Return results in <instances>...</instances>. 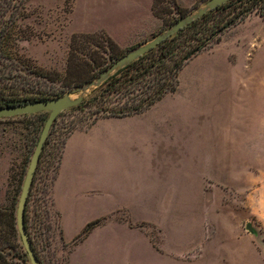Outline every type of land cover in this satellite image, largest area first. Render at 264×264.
I'll return each mask as SVG.
<instances>
[{
    "label": "crops",
    "instance_id": "crops-1",
    "mask_svg": "<svg viewBox=\"0 0 264 264\" xmlns=\"http://www.w3.org/2000/svg\"><path fill=\"white\" fill-rule=\"evenodd\" d=\"M149 11L129 41L153 29ZM251 20L264 16L189 59L175 89L143 111L98 117L66 136L51 185L62 238L96 221L70 247L69 264H264V83L246 93L239 67L262 39L252 29V41L239 40Z\"/></svg>",
    "mask_w": 264,
    "mask_h": 264
},
{
    "label": "rangeland",
    "instance_id": "rangeland-1",
    "mask_svg": "<svg viewBox=\"0 0 264 264\" xmlns=\"http://www.w3.org/2000/svg\"><path fill=\"white\" fill-rule=\"evenodd\" d=\"M206 1L208 0H152L151 3V0H0V27L9 28L12 35L21 30L29 36L28 40L11 37L9 43L14 56L23 55L37 66L63 76L70 37L73 33L105 31L124 55L145 40L167 30L176 21L204 7ZM226 3L224 8L213 13L209 24L215 23V29L234 18L236 21L218 35V41L224 34L232 35L233 32L230 33V30L250 15L264 16V0L256 1L253 11L245 15H242V11L252 3L251 1L227 0L221 5ZM150 4L158 16L153 29L144 38L129 41L137 31L145 27L150 16ZM252 29L261 33L262 39L256 43V48L250 46V49H246V57L240 58L239 67L245 75L243 87L246 93L258 88L262 90L261 85L264 83V22L257 20V24H253V20L247 21L238 32L242 33L243 37L238 38L241 41L246 37V41H252L249 36H244L250 34ZM227 42L230 41H226L225 44ZM214 43L216 41L201 52L209 50ZM253 50V57L247 62L246 59L252 56ZM240 53L242 55V50ZM258 56L259 63L258 61L254 63L253 58ZM155 70L134 84L135 89L131 95L141 94L146 90L149 81L158 79L153 77L157 73ZM253 73L259 74L262 79L255 87L256 82L248 81ZM84 86H79L78 88H81L79 91H75L76 88L71 89L69 92L71 97L75 98L82 94L83 98H86L93 93L94 87L84 89ZM128 101L130 102L129 99ZM258 102L259 100L254 98L252 105ZM259 103L264 104L262 99ZM90 108L88 106L69 108L56 117L35 169L24 218L27 220L31 239L42 264H69L68 256L74 239L67 242L60 235L59 216L51 200V184L66 136L72 130L84 129L94 119L103 117L101 114L92 113ZM47 115L48 112H39L0 118V227L4 230L3 234L8 235L9 242L13 244L16 240V246L19 237L16 228V207L29 160ZM258 154L260 165L263 166L264 145L259 146ZM256 225L259 227L257 222ZM9 227L15 231L7 234ZM263 229L260 228V231H264ZM261 243L264 247V242ZM11 252L15 254L17 248Z\"/></svg>",
    "mask_w": 264,
    "mask_h": 264
},
{
    "label": "trees",
    "instance_id": "trees-1",
    "mask_svg": "<svg viewBox=\"0 0 264 264\" xmlns=\"http://www.w3.org/2000/svg\"><path fill=\"white\" fill-rule=\"evenodd\" d=\"M248 1L252 3H249L247 8L242 11V15L252 12L255 8L253 5L259 0ZM226 5L227 3L209 10L176 34L161 41L142 56L118 69L75 107L88 106L91 107L92 113L102 116H124L143 111L166 92L173 91L182 66L209 44L217 42L218 35L231 23H235L234 18L215 29V23L209 24L213 13ZM153 14L156 16L154 12ZM11 37L17 40L29 39V36L21 30L12 35L9 28L0 27V107L34 100H48L69 93L71 89L95 80L122 55L117 43L105 31L73 33L69 42L66 70L61 76L55 71L37 66L23 55L15 54L14 56L9 43L12 40ZM153 70L157 72L153 77H158V79L149 81L146 90L141 94L131 95L135 89L134 84L145 78L146 74H151ZM24 221L36 256L42 264L31 239L26 218ZM95 222L88 223L73 242L76 243L85 237ZM2 231L4 232L0 227V264H30L20 236L18 237L19 242L17 241L18 246H16V240L12 244L8 240V235H4ZM11 231L14 232L15 229L9 227L7 234ZM14 248L15 250L17 248V254L15 252H13L15 254H11Z\"/></svg>",
    "mask_w": 264,
    "mask_h": 264
},
{
    "label": "water",
    "instance_id": "water-1",
    "mask_svg": "<svg viewBox=\"0 0 264 264\" xmlns=\"http://www.w3.org/2000/svg\"><path fill=\"white\" fill-rule=\"evenodd\" d=\"M225 1L227 0H208L206 1L204 7L199 8L194 13L187 15L186 17L176 21L167 30L161 33H158L157 35L153 36L151 39L145 41L141 45L135 47L133 50L127 52L126 54L116 59L95 80L85 85L84 89H87L89 87L96 88L100 86L105 80L109 78V76L114 74L118 69L124 67L125 65L129 64L133 60L142 56L143 54H145L146 52L154 48L161 41L172 36L173 34H176L177 32H179V30H181L182 28L190 24L192 21L203 16L209 10L215 9L216 7H218ZM80 89L81 88L77 87L75 91L76 90L79 91ZM82 99H83L82 94H80L79 96H76L75 98H72L70 93H66L62 96H58V97L48 99V100H34V101L0 107V118L15 117V116L26 115V114H36L39 112H48L47 118L43 124L41 132L39 134V138L37 140V143L35 145V148L29 160V164L26 170L23 183H22V188H21V192H20L17 207H16V228L20 236V240L24 248V251L26 252L28 256L30 264H41L31 244V240L26 230L25 221H24V212H25L27 196L29 194V190H30V186L32 183L34 173H35V169L39 161V157L43 149V145L47 139L50 128L54 120L56 119V117L62 111L79 105ZM246 229L250 233H256V230L250 224H246Z\"/></svg>",
    "mask_w": 264,
    "mask_h": 264
}]
</instances>
